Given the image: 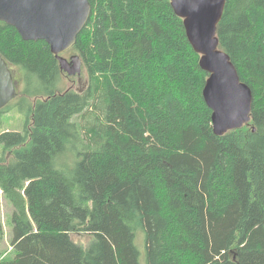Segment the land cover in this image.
<instances>
[{
	"label": "trees",
	"instance_id": "16d2710c",
	"mask_svg": "<svg viewBox=\"0 0 264 264\" xmlns=\"http://www.w3.org/2000/svg\"><path fill=\"white\" fill-rule=\"evenodd\" d=\"M90 2L70 49L88 73L83 90L59 89L72 76L50 45L0 20V54L42 85L18 91L20 130L4 125L11 102L0 109L13 232L0 264H140L142 230L147 264H264V0H227L218 24L254 96L251 122L221 136L203 95L209 74L171 1ZM71 147L81 159L58 168ZM83 232L87 246L71 239Z\"/></svg>",
	"mask_w": 264,
	"mask_h": 264
},
{
	"label": "water",
	"instance_id": "95a60500",
	"mask_svg": "<svg viewBox=\"0 0 264 264\" xmlns=\"http://www.w3.org/2000/svg\"><path fill=\"white\" fill-rule=\"evenodd\" d=\"M184 19L186 33L200 65L209 76L203 95L212 110L215 134L240 129L252 120L253 92L242 81L230 55L220 48L218 24L227 0H170ZM92 13L90 0H0V20L15 27L25 40H45L69 76L81 75V57L63 54L75 44ZM18 96L14 73L0 54V109Z\"/></svg>",
	"mask_w": 264,
	"mask_h": 264
},
{
	"label": "rangeland",
	"instance_id": "374dc122",
	"mask_svg": "<svg viewBox=\"0 0 264 264\" xmlns=\"http://www.w3.org/2000/svg\"><path fill=\"white\" fill-rule=\"evenodd\" d=\"M65 57L70 58L72 55H77L73 50H69L63 54ZM12 69L18 91L24 90V88H29L33 92H37L41 87V82L36 76L30 77V84L28 80L26 83V72L22 70L21 67L16 65L10 66ZM89 81L88 73L83 69L81 75H74L71 78L66 77L65 75L61 76V79L57 82V87L59 89H67L71 86L77 90H83L87 87ZM18 98V97H17ZM16 98V99H17ZM12 100L11 104L13 109L11 112L7 113L4 117V125L10 130H20L23 126V122L26 118V100L22 98L20 100ZM15 103V104H14ZM75 157V158H74ZM82 156L78 154L75 148L71 147L69 151L64 155L60 160L57 158L56 166L58 168L70 169L75 165V162L81 159ZM75 159L72 162V159ZM0 203H1V218H0V256L2 254L6 255L11 250V238H12V224H11V213L12 207L2 196L0 192ZM142 230V229H141ZM136 231L135 234V245L139 251V260L140 264H147L146 257V242H145V232L142 230L139 233ZM92 235L90 233H71V239L80 245L87 246L92 241Z\"/></svg>",
	"mask_w": 264,
	"mask_h": 264
},
{
	"label": "flooded vegetation",
	"instance_id": "af4514ba",
	"mask_svg": "<svg viewBox=\"0 0 264 264\" xmlns=\"http://www.w3.org/2000/svg\"><path fill=\"white\" fill-rule=\"evenodd\" d=\"M15 77V76H14Z\"/></svg>",
	"mask_w": 264,
	"mask_h": 264
}]
</instances>
